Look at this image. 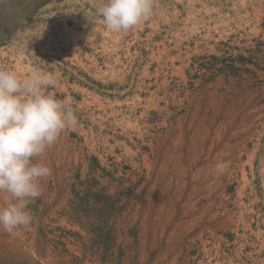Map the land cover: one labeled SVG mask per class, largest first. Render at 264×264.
Returning a JSON list of instances; mask_svg holds the SVG:
<instances>
[{
	"label": "rangeland",
	"instance_id": "1",
	"mask_svg": "<svg viewBox=\"0 0 264 264\" xmlns=\"http://www.w3.org/2000/svg\"><path fill=\"white\" fill-rule=\"evenodd\" d=\"M105 3L0 0V69L51 76L47 91L76 117L34 161L51 169L29 203L45 215L28 207L30 225L0 238L46 264L83 257L90 235L68 206L76 174L93 169L110 193L139 184L120 225L140 264H264V0H154L121 32ZM37 228L64 257L38 247Z\"/></svg>",
	"mask_w": 264,
	"mask_h": 264
},
{
	"label": "clouds",
	"instance_id": "2",
	"mask_svg": "<svg viewBox=\"0 0 264 264\" xmlns=\"http://www.w3.org/2000/svg\"><path fill=\"white\" fill-rule=\"evenodd\" d=\"M98 13L108 29L128 31L153 16L154 0H106ZM55 83L39 71L21 79L0 69V193L8 197L0 207V229L9 233L30 225L28 205L42 195L41 181L51 174L34 161L76 122L74 109L47 91ZM226 167L215 164L218 173Z\"/></svg>",
	"mask_w": 264,
	"mask_h": 264
},
{
	"label": "trees",
	"instance_id": "3",
	"mask_svg": "<svg viewBox=\"0 0 264 264\" xmlns=\"http://www.w3.org/2000/svg\"><path fill=\"white\" fill-rule=\"evenodd\" d=\"M94 173L95 170L92 169L87 174L86 179H82L80 172L76 174L77 181L72 184L73 195L68 206L70 218L90 235L83 242L84 256H74L70 261L62 259L59 264H80L87 259L98 260L100 264H140V254L137 250L138 241L128 243L127 238H130L132 233H127L120 225L124 222L122 198L138 197L140 195L137 192L139 184L129 187L127 191L121 190L117 193H110L108 187H100V179ZM104 175L109 176L107 173ZM92 206L98 209V213L95 215L89 213ZM28 207L33 208L38 216H44L46 213L39 205L29 204ZM27 234L30 237L36 234L38 247L47 249L52 246V250L57 256L64 257L58 247L64 242L59 243L56 238L52 237L53 230L50 228H37L35 232L28 231ZM153 263L154 259L147 264ZM0 264L46 263L26 255L15 256L9 252L8 243L0 238Z\"/></svg>",
	"mask_w": 264,
	"mask_h": 264
}]
</instances>
